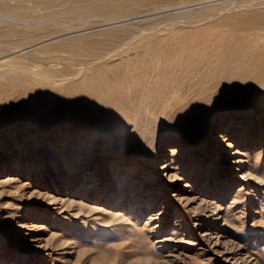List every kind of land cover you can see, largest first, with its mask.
Instances as JSON below:
<instances>
[{"label":"rangeland","instance_id":"rangeland-1","mask_svg":"<svg viewBox=\"0 0 264 264\" xmlns=\"http://www.w3.org/2000/svg\"><path fill=\"white\" fill-rule=\"evenodd\" d=\"M177 1L127 8L108 23L93 12L77 24L57 21L61 8L30 0L0 9V32L13 41L5 47L0 38V264H264V91L246 87L240 100L222 94L220 79L221 90L197 96L205 113L196 123L169 117L185 100L167 105L164 122L140 128L120 116L94 117L86 99L74 112L55 103L43 115L36 100L24 104L14 94L30 89V69L52 71L58 87L78 78L61 71L65 60L44 62L59 56L46 51L57 41L138 20L183 29L198 16L195 32L223 16H264V0Z\"/></svg>","mask_w":264,"mask_h":264},{"label":"bare ground","instance_id":"bare-ground-1","mask_svg":"<svg viewBox=\"0 0 264 264\" xmlns=\"http://www.w3.org/2000/svg\"><path fill=\"white\" fill-rule=\"evenodd\" d=\"M24 1L15 0L14 4H12L13 2L11 3L9 0V3H6L5 0H0V9L20 8L22 7L21 3L23 4ZM176 1L30 0L34 6L61 8L62 11L56 17L57 21L59 19H64V21L74 20L76 21L75 24L78 23L77 21H87V16L92 12V15H96L95 13L99 14L100 18H96L99 19L97 21L108 23L109 21H120V16L116 15L120 11L127 10V8L132 9V7H136L138 11H141V8H145L143 10L146 11L148 7L156 9V7H162L166 4L172 5V2ZM181 1L179 2L180 4ZM182 3L184 4V2ZM260 12L263 13L264 11ZM260 15L263 14L255 12L248 17H242L241 14L237 13L235 14L236 19L234 21H230L229 19L231 18L223 16L224 19L219 24H212L210 21L211 25L204 28L201 27V29L195 32L190 31V29L195 26V22L192 23V21L196 18L197 14L193 16L195 17L194 19L188 20L192 21L191 23H187V26L185 25L184 28L187 27L186 30H183L184 28L179 29L180 27L176 26L174 28H167L165 26L167 23L162 25L164 20L156 22L153 20L152 22H139L138 20V22L130 23V25L125 24L111 27L116 29H110L106 34L97 35L98 37L96 36L95 38L84 37L70 42L57 41V43L51 46H48L50 45L48 44L46 51L57 52L59 56H45L46 61L44 62H51L57 59L61 61L65 60L61 71L69 78L79 75L78 78L71 85L58 87L55 85L56 80L52 78V71L48 69L37 71L29 67L28 80L25 82L31 86L29 87L30 89L22 87L21 91L14 94L16 95L17 93L16 96H23L21 100H24V104L28 103L30 105L33 99L36 100L34 101V106L41 109L42 112L40 113L43 115L48 110L51 111L55 103L58 104L61 112L68 105L71 106L72 112H74L76 109H81L79 102L86 99L87 110L94 112L95 115L93 116L96 118H100V113H102V117L104 115L107 117L109 115L120 116L126 120H134L131 122H137L135 125L142 122L144 126L148 123L150 125L152 120L157 121L159 119L162 121L160 116L165 113L166 110L164 109L167 105L177 107V105L179 106L183 101L187 100L185 106L175 108L177 109L175 112L172 110L174 113L169 117L184 122L187 120L191 123H196L201 119V114L205 113L203 112L205 110L202 105H197L200 101L194 105L197 101V96L204 94L205 98L207 95L205 92L208 89L214 90L220 81L223 82L220 79H226L221 84V88H224L222 89L223 95H229L227 94L228 90L229 92L231 90L230 94L233 93L234 98H238L237 96L242 91L245 92L244 88L246 87L255 91L257 89L264 91V16L260 18ZM137 17L139 16L135 15L132 18L135 20ZM199 18L197 16L196 19ZM165 21H168V18ZM172 21H174L173 23L177 22L174 19ZM194 21L197 22V20ZM214 22H217V20H213ZM0 33V38L2 37V40L7 42L4 43L2 41L5 44L3 45L10 47V42L12 45L13 41H8L6 33ZM18 33H16V36ZM18 36L20 37L21 34ZM64 79L66 78L63 77L62 80ZM19 82L22 84V81ZM248 89L246 90L247 92ZM210 92L212 93V91ZM251 94L259 95L262 93L258 91ZM0 96H2L1 92ZM228 97L232 98L233 96L230 95ZM72 99L73 102L70 103ZM238 99L241 100L242 98ZM187 105L189 106L187 107ZM37 108H35L36 113L38 111ZM129 122L128 124L130 125L131 123ZM181 126L180 129L184 127ZM103 127H105V124ZM190 127L188 126L187 128ZM188 132L190 133V130ZM132 137H134L133 133Z\"/></svg>","mask_w":264,"mask_h":264}]
</instances>
